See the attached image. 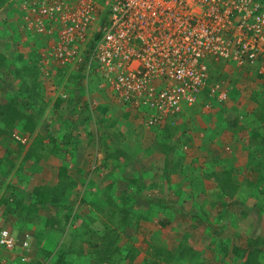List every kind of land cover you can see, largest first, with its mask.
<instances>
[{
	"label": "built area",
	"instance_id": "2783aa9c",
	"mask_svg": "<svg viewBox=\"0 0 264 264\" xmlns=\"http://www.w3.org/2000/svg\"><path fill=\"white\" fill-rule=\"evenodd\" d=\"M19 6L32 35H50L41 71L47 74L53 62L77 65L88 77L96 71L111 100L147 128L180 125L183 108L194 106L205 88L209 98L225 102L228 83L208 84L215 66L264 74L259 0H20ZM0 245L12 249L17 241L3 229Z\"/></svg>",
	"mask_w": 264,
	"mask_h": 264
},
{
	"label": "rangeland",
	"instance_id": "374dc122",
	"mask_svg": "<svg viewBox=\"0 0 264 264\" xmlns=\"http://www.w3.org/2000/svg\"><path fill=\"white\" fill-rule=\"evenodd\" d=\"M4 1L7 2V5H2L0 8V50L6 58L11 60L18 52H23L24 55L28 56L27 54L29 52V45L34 44L35 39H39L41 42H43V47L45 44L46 46H49L51 44V39H47L46 42L42 41L43 38L40 35H32V33L30 32L32 30L28 29L22 21L17 20L20 17V10L19 8L15 7V3H18L19 0ZM9 5L13 8L12 10H10L12 13H8L9 10H6V6ZM43 50L44 49H42L41 51ZM17 64H20L19 61H17ZM10 67L12 68V65H10ZM216 69L218 70L215 71ZM71 70H73L71 69V66H69L65 70H61L58 66L54 65L50 70L51 72L49 71V75H45V72L39 70L38 68H35L34 71H32V74L26 76V78L28 79L27 86H32L35 84L38 91L42 94L38 98L42 100L43 112L41 118L39 119L40 121L38 124V128H36V130L33 132L32 137L20 132L19 129L14 130L13 132L19 134L20 136L27 135L29 137V140L35 137L36 133L39 132L43 136V141L45 143L51 141V137L48 134H52V136L57 139L55 144L58 143L59 147H64V155L59 157L54 156V154H50L47 158L43 159L42 162L40 161V163L45 164L44 173L46 174V176L53 178L55 172H58V168L62 166V163L64 161H66L64 164L67 163L69 174L76 180L74 190L76 192L75 198L76 196L77 198L71 203V207L74 210L75 202L77 201L76 203H78L79 199L83 195L87 199L84 204H82L83 202H80L81 207L79 209L74 210V216L77 218V228L86 227L88 228L89 232H91V230L89 229L91 228L92 233L95 231L99 233L100 236H104L105 231H112V233L109 232L111 236L108 238H112L113 240H115L114 245L115 248H117L116 252L123 254H125L126 252H130L131 254H133V250H136L135 252L137 254L141 250L147 253V251H151L152 248H154V250L157 249L158 251H160V248L162 251L164 249L175 251L176 247L179 244H182L186 245L189 251L192 252L195 256L197 254H199L200 256L208 254V256L214 258H221V264H231V261H227L231 260L232 258V256L229 255L231 250L230 244L227 245L228 254L219 253L217 250V245L225 244L227 240L233 241L234 235L236 234L234 230L236 229L230 226L229 222L231 221L229 220L230 217L233 216V212H235L239 207L237 206V204H234L229 209V215L223 216L224 219L220 218L218 222L214 221L213 216L218 215L216 212H219L221 210V199H212V195L216 194V191L211 189V183H207L206 185L204 184L203 186L200 185L204 190L200 189L197 201L193 193V187L190 185H187L188 187L186 186V188L180 187V189L176 187H170L169 182L166 187L164 184H161L157 185V188H154L155 184L151 182V180H155V177L151 176V180H149L144 178V175H141L140 177H142L143 179V188L135 189L132 184H129L126 178V176L129 175V171H118V176L116 174H113V176H116L117 178L113 180L105 179L102 182H105V184L111 182L113 183L112 192L113 196L115 197L114 202L120 204V208H122L123 211L130 212V214L134 216V219L131 217L132 219H130L127 225L120 220V217L122 216L121 213L112 208L113 206H107L103 202V199H100L103 198V196L101 195V193L103 192V190L101 189L102 187H95L93 185L91 186V182L95 181V177L97 175L91 172L97 164H100L102 162V160L104 159L103 157H105V153H101L100 146H98L99 140L101 144V136L104 134L102 133L103 130L102 132H99V130H97V127L99 125L102 127L104 123L100 118L102 114H97V107L99 105L97 103V100L100 101L102 100V98L111 100V98L106 92L107 90L105 91L104 89L98 87V84L100 83V77L98 76L96 71H93L90 74L89 79L82 80L81 87L84 88V92L82 93L80 99L91 97L90 99L93 102V106L96 105V107L93 108L94 113L91 120H89V122L87 121L88 126H84L76 122L74 118L75 113H71L70 111L77 108V106L73 107L67 101V94L68 97L74 96L75 105L76 98H78V92L77 90H75L77 80H74V78L72 77V72L74 71ZM241 71L243 72V69ZM211 74L208 80L209 82H213L216 78H223V80L228 83V99L225 102L220 103L223 106L226 104L229 105L230 101L238 104V102L240 101L237 99L238 97H242V99L244 100L246 99L249 91L251 93H256V90L260 92L262 89V84H256V86L254 85V82H256V80L257 82H260L262 78L258 76L255 77L252 74L250 75L251 77L245 76L244 73L236 72V74H234L229 69L223 70V67L217 68L216 66L214 68V71L211 70ZM234 75H237V78L242 77L241 85L244 86V89L242 91L243 93L237 90L235 83H233V81L230 79V77H234ZM10 77L11 76L5 72V69L3 67H0V104H3L5 102L7 90L8 92H11L12 95V92H14L22 83V77L15 78L12 76V80H10ZM236 82H239V80H237ZM251 84H253V88L250 87ZM64 94H66V96L61 97ZM85 100L88 101V98H86ZM198 102H203L204 104L200 105L204 106L207 100L202 98V100ZM199 103L197 105H199ZM185 112H182V114ZM55 113L58 114L55 115ZM237 117L240 121L242 120L243 116L237 115ZM1 125L2 124L0 123V126ZM66 136L69 137V141L67 145H64L62 140ZM217 143V147H219V149L215 154H212V158L217 157L216 164L217 162H219V160L225 159L226 156H228V152L231 151L230 145H226V143L223 144L220 140ZM129 144H132L133 146L132 141H130ZM28 145H25L24 147L17 146L16 141L10 138V136H0V156L5 155L7 157H10L12 155V159L14 161L15 156L20 153L18 158L16 159V161L19 162L22 159L23 154H25L26 150L29 148ZM73 149L74 154L71 152ZM188 155L192 157L193 153L189 152ZM118 159L119 161L123 162L122 159ZM198 160L199 159H197L196 161ZM29 162L31 161H27L26 165ZM202 164V167H200V165H197V168L195 167L194 172L192 173L193 176H201V173H199L200 168H206L208 161H204ZM40 172L42 173V169L40 170ZM104 173L105 172L101 173L102 180L104 179V176L102 175ZM173 178L176 179L177 176ZM34 181L37 182L38 177L34 178ZM173 183L174 179L172 181V184ZM249 188L250 187H247L246 189ZM95 195H97L96 204H98V206L102 208L101 211H96V208L94 206H91V203H89L88 201L95 200ZM124 195H127L129 197V201L122 204L121 196ZM154 198L160 200L163 208H160L157 205L150 206L148 204V200H152ZM149 209H155L159 211L157 214H155L154 212L153 214H150L151 210L149 211ZM114 210L119 214L115 213V217L112 220L111 216L114 213ZM204 211H207L209 214L208 218L211 220V227H207L205 222H198L195 218H193V215L195 214H201L202 216ZM212 211H214V213ZM71 213L73 216V212ZM142 216H146V218H140ZM136 217H138V219H136ZM248 219L244 218L240 226L242 225L244 227L245 223L248 222ZM221 222H223L225 225H222ZM239 235H241L242 237L244 236L241 239L243 241H245V237L248 236L244 232H239ZM111 252L114 253V256L118 255L113 249ZM163 257L165 258L167 257V255L165 254ZM164 258L160 259L163 260ZM145 261L147 262L148 258H146ZM171 262L178 263L174 260Z\"/></svg>",
	"mask_w": 264,
	"mask_h": 264
},
{
	"label": "trees",
	"instance_id": "16d2710c",
	"mask_svg": "<svg viewBox=\"0 0 264 264\" xmlns=\"http://www.w3.org/2000/svg\"><path fill=\"white\" fill-rule=\"evenodd\" d=\"M264 5V0H259ZM2 5H7V2L4 0H0V8ZM8 13H12L10 10L13 8L6 6ZM20 17L17 19L18 21L23 20V15H19ZM54 37L56 33L52 34ZM99 35V34H98ZM43 38L42 41H47L50 35L41 36ZM34 44L29 45V52L28 56L24 55L23 52H18L16 55L9 60L5 57V55L0 50V67L5 69V72L8 73L11 77L20 78L22 77V83L18 88L12 92H8L6 95V100L3 104H0V136H10L14 141H16L17 146H25L20 140L17 141L13 137L14 130H18L24 134L30 135L32 137L33 132L38 128L39 119L42 115V100L38 97L42 94L38 91L37 86L34 84L32 86H27V75L32 74L34 69L39 68V64L41 63V54L40 51L45 49L47 46L46 44L43 47V42L39 39L34 40ZM43 47V48H42ZM42 48V49H41ZM40 50V51H38ZM8 59V61H7ZM19 61L20 64H17ZM12 65V68L10 67ZM35 67V68H34ZM218 68V67H217ZM216 69L215 71H217ZM60 71V70H59ZM255 76L262 78V89L264 91V74H259L256 70H254ZM212 76V74H211ZM10 77V80L12 78ZM72 77L76 82V90L78 92L77 97H81L82 93L84 92V88L81 87L82 80L85 78V74L83 72H72ZM216 78L215 80H217ZM214 80V81H215ZM11 83V81H10ZM210 82L208 81V84ZM207 87V86H206ZM97 88V87H96ZM208 88H206V93ZM209 99L208 93L206 95V99ZM40 100V101H39ZM86 101V100H84ZM82 101L80 106L81 112H86V106L88 107V102ZM55 107V106H54ZM183 112V111H182ZM88 115L83 118L84 121H87L92 118L91 112H87ZM182 116H184L182 114ZM71 121V120H70ZM158 128L157 130V138L163 139L164 141L158 143L159 147H162L163 151L169 156L170 158V172L176 173L178 175V188L184 186L185 178H188L190 181V186H192L194 190V196L198 201V193L200 191V184L197 181V175L193 176L194 170H190L188 173H183L187 165L185 163V158L187 153L185 150L183 151L184 147L188 145L190 142L188 138H186V134L182 133L179 137L176 136L179 125H173L168 123L163 127L155 126ZM185 134V135H184ZM51 138L49 142L45 143L43 140V136L37 132L35 137L29 140L27 136V140H29V148L26 150L25 154H23L22 159L17 162L16 159L18 158V153L15 156V160L13 161L12 155L7 157L5 155L0 156V204L5 206V210L3 211L4 215L8 217L10 214L16 221V229L22 230L23 228H29L32 225H42L43 223L56 221L64 226L62 230L61 236L56 241L55 247L53 249L45 250V262L46 264H67V255L71 254L76 251L77 254L82 252L81 245L79 242H87L90 246L89 251L97 256V260L101 262H111L114 256L112 253V249L115 250V240L112 238H108L111 236L110 233L112 231H105L104 236H100L99 233L88 231V228H76L75 231H67L69 225L71 224V220L73 221L76 217L74 210L79 209L80 202L84 204L87 199L83 195L79 202L74 204V210L71 207V203L76 200L75 198V184L76 180L69 174L67 163L64 164L66 161L62 163V166L58 168V172H55L53 178L45 177L46 179H42L40 175H37L39 180L37 184H33L31 188H27L28 182L34 177L35 174H41L44 172L45 164H41L43 159L47 158L50 154H54V156H62L65 153L64 147H59L58 143L55 144L57 141L52 134H48ZM105 136V135H104ZM112 139V141H110ZM119 139V138H118ZM118 139H114L112 137H102L101 136V144L99 140L100 151L105 153V157L100 164H97L95 168H93L91 173H95V181L91 182V186H100L103 192L101 195L103 196V202L107 206H113L112 208L116 209L119 213H121L120 220L123 221L124 224H128L130 219H134V216L130 214V212L123 211L120 208V204L114 202L115 197L113 196V183L105 184V179H115L116 174L118 176V170L124 169L129 170V175L126 176L129 184H132L135 189H142L143 188V180L142 177L134 175V173L128 169L127 163L119 161L118 157L122 155L125 159L127 156L123 147ZM63 144L67 145L69 141V137L66 136L63 138ZM110 142V143H109ZM74 154V149L71 151ZM13 154V153H12ZM27 161L29 162L27 165ZM17 164V165H16ZM42 165V166H41ZM15 169V170H14ZM42 169V173L40 170ZM189 169V168H187ZM27 172V173H25ZM104 176L102 180L101 173ZM254 173L256 171L254 170ZM16 175V181H10L13 175ZM207 173L205 174V176ZM86 176V174H85ZM209 177L213 178L216 182L215 187L221 192L222 196L226 199L221 201L220 208L221 212L220 218L224 219L223 216L227 215V211L234 205L233 198L235 197L236 193L238 192L239 186L236 182L232 179V170L228 168H224L223 170H214L212 174L208 175ZM259 177H262L258 174ZM36 177V176H35ZM166 182H170L169 176L166 177ZM105 186V187H104ZM255 187V189H260L258 183L255 186L246 185L244 188ZM25 190H20V189ZM181 189V188H180ZM82 195V194H81ZM216 197L215 200H219ZM230 199V200H229ZM91 206L96 208V211H101L102 208L98 206L97 203V195H95V200L91 201ZM129 201V197L127 195L121 196V202L126 203ZM148 204L150 206H158L162 207V203L160 200L157 199H150L148 200ZM48 211L53 212V214L48 215ZM73 212V216L72 213ZM243 211L242 215H245ZM115 210L112 214V220L115 217ZM117 213V214H119ZM116 214V215H117ZM209 214L207 211H204L202 216L201 214L193 215L198 222H205L207 227H211L210 219L208 218ZM218 215L213 216V220L218 222L220 220ZM132 217V218H131ZM145 219L146 216L140 217ZM138 219V217H136ZM225 225V224H224ZM25 238L28 239V235H23ZM89 238H88V237ZM244 237V236H243ZM239 233L234 235V239L227 240L225 244H218L217 250L221 254H228L227 245L230 244L231 250L230 253L233 254L234 257L237 259H243L244 264H264V239L260 237V235L254 236H247L245 237V241L241 240L243 238ZM23 239V238H22ZM95 241H94V240ZM60 240L67 241L71 243L66 248L61 247L58 243ZM99 241V242H97ZM73 242V243H72ZM74 242H76V248H74ZM43 248V247H42ZM167 257H163L164 255ZM159 258H164L163 260L166 261H176L180 262L183 261L186 264H202L200 260L189 251L186 245L179 244L176 247V250H163L159 255ZM42 264V262H39ZM146 264V261L144 262Z\"/></svg>",
	"mask_w": 264,
	"mask_h": 264
},
{
	"label": "crops",
	"instance_id": "0c3cea01",
	"mask_svg": "<svg viewBox=\"0 0 264 264\" xmlns=\"http://www.w3.org/2000/svg\"><path fill=\"white\" fill-rule=\"evenodd\" d=\"M225 69L231 70L234 74L238 72L244 73L245 76L249 77H251V74L255 76L254 70L250 68H239L234 65L231 66V64H224L223 70ZM242 69L243 72L241 71ZM237 77V75H234V77H230V79L235 83L237 90L243 93L244 86L241 85L242 77ZM237 80H239V82H236ZM262 82V79L260 82L256 80L254 85H261ZM250 87L253 88V84H251ZM206 95L205 88L199 99V101L202 100V98L207 100L204 106H201L204 104L203 102H197L195 105L198 103L199 105L194 107L185 106L183 112H185L186 109L188 110L183 113L184 116L181 115L179 118L180 128H178L176 136L179 137L180 134L185 133L186 138L190 139L188 148L183 149V151L185 150L187 153L185 163L189 169L186 168L183 173H187V170L189 173L190 170H194L195 167L197 168V165L202 167V163L208 161L206 168H200L199 173H201V176H197L196 179L199 181L198 184L202 186L211 183V189L216 191V194L212 195V199L218 198V195H220L219 200L221 199V201H224L223 199L226 198H224L218 188L215 187L216 182L213 178L208 175L210 173L212 174L214 170H223L224 168L231 169L232 179L239 186L233 201L239 208L233 212L229 224L236 229L234 230L236 233L244 232L248 236L260 235V237L264 239V91L263 89H261L260 92L256 90V93H251L249 91L246 99L243 100L242 97L237 98L240 100L238 104L230 101L229 105L226 104L224 106L211 98L206 99ZM86 98L89 100L91 97H85L83 99L79 97L76 98L75 105L74 96L68 97L67 94V101L69 104L73 107L77 106V108L70 112L75 113L74 116H78L74 117L75 121L84 126H88V122L91 120H87L88 122L83 120V118L88 115V113H86L87 106L86 112L85 109L82 113L80 110L82 101ZM97 103L99 104L97 107V114H102L100 118L104 123L102 127L99 125L97 130H99V132L103 130L102 133L105 136L101 134L102 137L109 136L114 139L119 138L118 142L121 143L122 147L127 146L125 148L123 147L127 159L122 155L118 158L122 159L124 163H127L128 169H130L134 175L137 176L139 173V177L144 175L143 177L149 180H151V176H154L155 180H151V182L155 184L154 188H157V185L161 184H164L166 187L168 185L166 182L167 176L170 178V187L178 188V175L173 172L171 173L169 170L171 164L170 158L165 151H163L162 147L158 146V143L164 141L163 139L158 140L157 138V130L159 129L155 127H145L140 117L126 112L124 106L119 102L102 98L100 101L97 100ZM94 107H96V105ZM58 113H55V115ZM237 115L243 116L242 120L239 121ZM219 140L222 141L223 144L226 143V145H230L231 151L228 152V156H226L225 159L219 160L216 164L217 157L212 158V154L218 151L219 147H217V142ZM110 141H112V139H110ZM130 141L133 142V146L129 144ZM100 152L102 153L103 151ZM189 152L193 153L192 157L188 155ZM197 159L199 160L196 161ZM254 170L256 173H254ZM118 171H124V169H119ZM43 173L42 175L35 174L33 178L40 175L42 179H46L45 177L47 176ZM206 173L207 175L205 176ZM258 174L262 177H259ZM175 176H177L176 179L173 178ZM33 178L31 179V184H37V182L33 181ZM173 179L174 183L172 184ZM189 181L188 178H185L183 188L190 185ZM256 183L259 184L260 189H255V187L251 189L244 188L246 185L255 186ZM200 189L204 190L203 187ZM226 201H228V199H226ZM4 210L5 206L0 204V228L7 227L11 231L17 233L16 236L18 238L27 240L29 244L27 250L23 254L25 260L21 259L22 256L19 249L7 250L0 246V264H39V262L46 264L44 260L45 250L55 247L54 245L61 236L60 234L64 226L51 219V222L43 223L42 225H32L29 228L18 230L16 229L15 219L10 214L8 217L5 216L3 213ZM149 211L150 214H153V212L157 214L159 210L149 209ZM229 211L230 210L226 212L227 215L230 214ZM243 211L246 212H244L245 215H242ZM212 212L214 213V211ZM216 213L220 218L221 212ZM49 214L54 215L53 212L48 211V215ZM244 218L249 219L243 227L242 225L240 226V224ZM221 224L224 225L223 222H221ZM76 228L77 218L73 221L71 220V224L67 231H75ZM25 234L29 236L28 239H24L25 237L23 235ZM58 244L66 248V246H69L71 243L69 240L65 242L64 240H60ZM79 245H81L83 249L82 252L77 254L75 251L68 254L66 259L67 264H144L146 258H148L146 264H186L183 261L172 263L171 261L160 259L158 255L162 251L161 248L160 251L152 248V250L147 251V253L141 250L138 254L135 252L136 250H133V254L130 252H126L125 254L119 253L116 252V248L115 253L118 255L113 256L111 262H101L97 260V256L89 251L90 246L87 242H79ZM74 248H76V242H74ZM229 255H231L232 258L227 261H231V264H244L243 259H237L232 253H229ZM196 256L202 264H221V258L218 257L214 258L208 256V254L203 256L197 254Z\"/></svg>",
	"mask_w": 264,
	"mask_h": 264
},
{
	"label": "clouds",
	"instance_id": "9594fccd",
	"mask_svg": "<svg viewBox=\"0 0 264 264\" xmlns=\"http://www.w3.org/2000/svg\"><path fill=\"white\" fill-rule=\"evenodd\" d=\"M20 1V0H19ZM10 6V5H9ZM11 7V6H10ZM15 7H17V8H19V10H20V6H19V2L18 3H15ZM12 8V7H11ZM20 15H21V10H20ZM52 65H51V67H50V69L48 70V73L47 74H45V75H49V73L51 72L50 70L52 69V67L54 66V65H56V63H51ZM57 66V65H56ZM69 66H71V69H73V70H71V71H76V72H82V69L81 68H78L77 67V65H74V64H70V65H68V66H66V67H59L61 70H65V69H67ZM54 69H57V68H54ZM54 69H53V71H54ZM50 71V72H49ZM44 72V71H43ZM92 73V72H91ZM90 73V74H91ZM85 74V73H84ZM90 74H89V77L88 76H86V74H85V78L83 79V80H87V79H89L90 78ZM99 76V75H98ZM102 78H100V83L98 84V87L99 88H102V87H100L101 85H102ZM103 89V88H102ZM66 96V94H64L62 97H65ZM88 111L89 112H91V114H92V116H93V108H94V106H93V102L89 99L88 100ZM123 106V105H122ZM126 112H128V111H126ZM130 113V112H129ZM131 114V113H130ZM133 115H136L137 116V114H133ZM74 117H78V116H74ZM21 136H23V135H21ZM26 138H27V135H24ZM12 137L14 138V139H16L13 135H12ZM17 140V139H16ZM17 141H19V140H17ZM23 144H26V145H28L29 144V140H27L26 139V141L25 142H23ZM17 180V177H16V175L14 174L12 177H11V180L10 181H16ZM33 181H34V178H33ZM31 183V180L28 182V184H27V188H31V186H32V184H30ZM20 190H25V189H20ZM3 229H7L9 232H10V234H12V236L16 239V241H17V245L14 247V248H12V249H7V250H17V249H19L20 251V253H21V259L22 260H25V257H24V253H25V251L27 250V248H28V244H27V246L26 247H24V248H21V243L24 241L23 239H20V238H18L17 236H16V234L17 233H15V232H13V231H11L10 229H8L7 227H1L0 228V233H1V231L3 230ZM25 241H27V240H25ZM28 242V241H27ZM1 247H3V248H5L4 246H2V245H0ZM6 249V248H5Z\"/></svg>",
	"mask_w": 264,
	"mask_h": 264
}]
</instances>
